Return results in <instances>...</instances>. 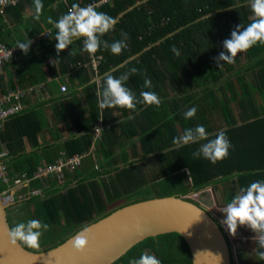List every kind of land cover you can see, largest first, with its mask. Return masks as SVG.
<instances>
[{
    "label": "trees",
    "instance_id": "16d2710c",
    "mask_svg": "<svg viewBox=\"0 0 264 264\" xmlns=\"http://www.w3.org/2000/svg\"><path fill=\"white\" fill-rule=\"evenodd\" d=\"M15 1L0 14V46L12 49L18 42L28 40L32 44L27 55L17 48L0 70L2 108L14 109L0 128V152L7 154L4 162L8 176H32L42 162L55 164L62 153L89 156L92 147L94 151L101 148L107 158L102 169L90 172L86 180L79 179L83 172L78 169L67 173L69 180L61 185L56 181L48 186L38 180L31 182L30 191L39 188L42 193L25 196L24 201L33 203V208L14 212L9 223L14 227L26 218L45 222L50 225L45 237L52 244L45 242L42 250L22 244L26 249H52L135 202L189 197L204 189L219 191L224 185L229 192L224 194V201L229 203L236 189L238 192L253 181L264 180V45L239 54L234 64H225L222 70L216 63L232 31L254 19L249 0H111L97 10L117 20L115 29L103 40L111 44L127 34V47L119 55L103 48L95 55L82 52L83 39L57 53V29L48 23V17L55 21L73 3L83 7L100 0H42L39 19L34 0ZM173 47L179 55L172 51ZM73 49L76 54L71 56ZM132 68L138 71L126 86L138 99L141 91H154L161 105L139 104L135 111L99 108L97 92L104 87L103 74L112 71L119 77ZM54 79L61 81L66 91L60 86L55 95L41 100L40 92ZM145 79L151 81L150 88L145 87ZM77 94L85 100L83 110L75 115L67 104ZM33 97L36 102L29 103ZM53 104L56 106L43 111ZM192 107L197 108L195 118L185 119V112ZM46 114L51 119L47 126ZM100 120L101 139L95 141L94 129ZM70 125L73 129L64 139L60 126L67 132ZM197 125L206 128L209 139L220 131L226 132L234 146L226 159L213 164L202 156L193 158L192 153L206 141L183 147L172 143L174 137ZM125 143L135 155L125 157L123 153L118 164H113L110 153L117 147L123 152ZM135 143L140 145L139 150ZM105 176L114 180L97 183ZM159 182L163 188L167 184L171 188H166L167 192L164 188L162 195H153L151 191ZM6 187L0 181V190ZM20 202L16 199L13 206ZM56 235L58 239H54ZM145 252L155 255L162 264H193L190 249L178 233L150 237L115 264H129Z\"/></svg>",
    "mask_w": 264,
    "mask_h": 264
},
{
    "label": "clouds",
    "instance_id": "9594fccd",
    "mask_svg": "<svg viewBox=\"0 0 264 264\" xmlns=\"http://www.w3.org/2000/svg\"><path fill=\"white\" fill-rule=\"evenodd\" d=\"M34 4L38 13L36 18L39 19V13L43 8L42 0H34ZM249 4L254 19L247 26L238 25L232 31L231 38L223 42L225 51L220 52L216 59L217 66L221 70L225 64H234L239 54L246 53L257 45H264V0H249ZM48 23L57 29L55 36L57 53L66 50L78 39H83L81 51L89 55H95L102 48L105 50L110 49L111 53L119 55L127 47L126 41L128 37L126 33L123 34L124 38L122 40L114 41L111 44L102 39L107 33L115 29L117 20L102 11H98L94 4L81 7L79 4L73 3L67 13L58 20L54 21L51 17H48ZM31 44V40L18 42L16 48L27 55ZM172 51L179 55L175 47L172 48ZM75 54V49H73L70 55L74 56ZM137 71L136 68H132L129 72L119 77L114 76L112 71L105 72L102 77L104 87L102 91L97 92L99 108L118 107L135 111L139 104L159 107L162 100L154 91H141L138 99L132 89L126 86V82ZM144 84L147 88L152 86L151 81L148 79H145ZM196 114L197 108L192 107L185 112L184 116L185 119H192L195 118ZM209 135L203 125H197L194 128L186 129L182 135L174 137L172 143L176 147H183L206 141L205 143H200L199 149L194 151L192 156L195 159L202 156L215 164L226 159L234 146L225 131H220L212 139H209ZM51 181L54 180H49L48 185ZM195 193H191L190 196L198 200V196ZM225 206L221 210L224 215V219L221 222L206 209L222 226L228 241H230V238L226 233L225 227L232 236L237 235L240 227H246L255 233L254 240L258 242L259 249H264V180H256L245 187L239 188L231 202L225 203ZM48 230H50L49 224L37 219H31L26 223H17L8 231L7 235L12 245L20 243L31 249H39L41 237ZM70 243L77 252H84L90 244L89 229L85 228L78 232L71 238ZM256 252L259 258L264 260V251L256 249ZM129 264H162V262L155 255L145 252L138 259H131Z\"/></svg>",
    "mask_w": 264,
    "mask_h": 264
},
{
    "label": "water",
    "instance_id": "95a60500",
    "mask_svg": "<svg viewBox=\"0 0 264 264\" xmlns=\"http://www.w3.org/2000/svg\"><path fill=\"white\" fill-rule=\"evenodd\" d=\"M12 205L3 201L0 190V264H115L144 240L168 233L184 238L193 264L234 262L228 238L217 219L187 197L152 198L115 210L85 227L90 231V244L82 253L70 243L78 232L46 251H31L20 243L12 245L7 235L12 228L8 212Z\"/></svg>",
    "mask_w": 264,
    "mask_h": 264
},
{
    "label": "built area",
    "instance_id": "2783aa9c",
    "mask_svg": "<svg viewBox=\"0 0 264 264\" xmlns=\"http://www.w3.org/2000/svg\"><path fill=\"white\" fill-rule=\"evenodd\" d=\"M110 2L111 0H100L99 2L95 1L89 4H94L96 8H98L102 7L105 4H109ZM15 3V0H0V14L4 13V7ZM49 34L50 31L45 32L44 36L48 37ZM17 50V48L8 49L5 46H0V70L3 66V63L10 57H13L17 53ZM61 90L63 92L66 91V86L62 85ZM3 103L4 101L0 99V128L2 126V121L7 118L14 110L10 107L9 109H3ZM97 124L98 125L94 129L95 141L101 139V133L103 130L102 120L98 121ZM6 155L7 154L5 152H0V181L7 185L5 190L1 191V193L3 201L9 204L16 203V199L22 201L23 195L21 193L25 189L29 191L30 196L41 194L42 192L39 188L30 191V185L33 180L41 181L43 185H48L49 180H54L58 184H64L66 182L67 173L74 172L80 169L83 165L84 159L88 156V154L86 153L75 154L73 156H67L62 153L61 157L55 164L41 165L37 168L32 176L27 173H22L21 175H18L14 178H10L7 174L4 162Z\"/></svg>",
    "mask_w": 264,
    "mask_h": 264
},
{
    "label": "crops",
    "instance_id": "0c3cea01",
    "mask_svg": "<svg viewBox=\"0 0 264 264\" xmlns=\"http://www.w3.org/2000/svg\"><path fill=\"white\" fill-rule=\"evenodd\" d=\"M61 84H62V82L59 81L58 79H54L53 81L49 80L48 81V85L44 88V90H42L40 92V95L38 97L41 100L42 99L45 100V99H48V98L52 97L53 95L56 94V90H58V88L60 86H62ZM28 100H29V103L36 102V99H34V97L33 98H30ZM84 100H85V98H84L83 95L77 94L76 96H73L69 100V104H67L68 105L67 108L70 111H72L75 115H78L79 114L78 110H81L82 111L83 108H84ZM80 102H82V105H79ZM52 106L55 107L56 104H53L51 106L47 105L45 108H43V111L45 112L46 111V108L52 107ZM45 116H46L45 117V121H46L45 122V125H46V123L50 122L51 119H50V117L47 116V114ZM60 128H61V133L63 135V138L64 139H68V137L70 135V131L69 130L73 129V128H71V125H70L69 128L66 127V129L68 130L67 132L66 131L63 132V129H62L61 126H60ZM46 129H47V127H45V130ZM45 141L46 142L49 141V138L46 136V134H45ZM135 144H137V148L136 149L139 150L140 149V145L138 143H135ZM127 146L129 147V145L128 144L126 145V143H125L124 147H127ZM92 148H93L92 151H91L92 153L84 161L83 166L81 167V169H79L80 171L83 172V174L79 178L81 180H86L85 179V176H87L88 174H90V172H92L93 170H95V169L96 170L102 169V166H103V164H105V161L107 159V158H105L103 152L101 151V148L98 147L97 151H94L95 150V147H92ZM127 155L128 156H132V155L134 156L135 154L129 152ZM118 156H120V157L118 158ZM121 158H123V152L121 151V149L119 147H117V150L116 151L110 153V160L112 159L114 161L113 164H116L117 165L118 164V160L121 159ZM131 159H133V157H131ZM41 165H45V162H42L39 166H41ZM108 175H111V174H108ZM112 176H114V174ZM108 177L109 178H107V176H105V177L101 178L100 179L101 181H99L97 183H100V184H102V183L109 184V181L111 182V181L114 180V178L111 179V180H109L111 178V176H108ZM67 180H69V178H67ZM76 182L77 181H74V184ZM89 182H90V180L88 179V181H85V184L88 185ZM75 186L76 185H74L73 187H75ZM236 191H237V189H236ZM245 244H246V246L248 248L247 249V254L248 255L246 256V260H247L246 261V264H264V260H261L259 258V256H258L257 252H256V249H258L259 251H264V249H259V246H258L257 241H251V242L246 241ZM242 245H243V243H240L238 245V247H237V246H235L231 242L232 256H233V260L235 261L236 264H240V260L239 261L237 260V255H239V252H238L239 249L238 248H239V246L241 247Z\"/></svg>",
    "mask_w": 264,
    "mask_h": 264
},
{
    "label": "rangeland",
    "instance_id": "374dc122",
    "mask_svg": "<svg viewBox=\"0 0 264 264\" xmlns=\"http://www.w3.org/2000/svg\"><path fill=\"white\" fill-rule=\"evenodd\" d=\"M129 152H132V148L126 147V149L123 150V153H124L125 157L128 156L127 154ZM45 186H48V185H45ZM168 187H170V185L167 184L166 188H168ZM164 188L161 186V184L159 182L158 186L155 189H153L151 191V193L153 195H162V194H164ZM166 188H165V190L167 192L168 190ZM226 188H227L226 186L221 185L219 187V191L218 190L215 191L213 188L202 190L201 192L195 193V195L198 196V200L195 199L194 197L192 198L191 196H189V198L194 200V201H196V202H198L199 204L203 205L205 208H207L221 222L224 219V215L221 212V210L226 207L225 206L226 202L224 201V194L225 195L229 194V192H226ZM235 193H237V191H235ZM21 194L23 195L22 202H20L16 206H12L13 208L16 207L15 209H13V208L10 209L9 208V216H15L16 214H14V212H18V211L20 212L22 210L25 211V210L33 208V203L29 204V203L25 202L26 200H25L24 196H29L28 190H26V189L23 190ZM114 207H115V205L111 206V209L114 208ZM25 212H27V211H25ZM23 216H25V214H22V218H26V217H23ZM28 220H31V219L26 218L25 223ZM16 221L18 222L19 219H17ZM12 223L13 224L15 223V219H13ZM225 230H226V233H227L228 237L230 238V241L235 246L238 247V245L240 243H243V245L241 247L239 246V248H238L239 249V251H238L239 255H237V260L238 261L240 260V264H246V261H247L246 260V256L248 255L247 254V249L248 248H247L245 243H246V241H249V242L255 241L254 240L255 233H253L250 229H248L246 227H240L238 229L237 235L236 236H232L229 233V231L226 229V227H225ZM58 238H59V236L56 235L54 239H58ZM48 239L49 238L45 237V232H44L43 236L41 237L39 250H42V249L46 248L45 246L47 245V243H45V242H49ZM49 244H52V243L49 242Z\"/></svg>",
    "mask_w": 264,
    "mask_h": 264
}]
</instances>
